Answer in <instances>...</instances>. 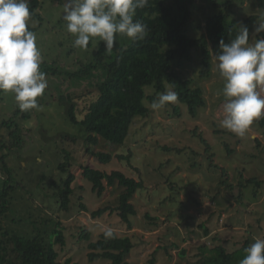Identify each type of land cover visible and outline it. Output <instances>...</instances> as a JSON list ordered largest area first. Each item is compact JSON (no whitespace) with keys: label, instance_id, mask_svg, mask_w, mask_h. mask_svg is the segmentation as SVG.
Returning a JSON list of instances; mask_svg holds the SVG:
<instances>
[{"label":"rangeland","instance_id":"374dc122","mask_svg":"<svg viewBox=\"0 0 264 264\" xmlns=\"http://www.w3.org/2000/svg\"><path fill=\"white\" fill-rule=\"evenodd\" d=\"M63 6L64 3L56 0H40L38 12L42 20L30 23L42 60L54 62L57 68L73 71L96 59L108 60L117 48L129 41L127 36L117 34L111 54L105 53V44L98 42V38L90 40L87 50L74 47L76 37L67 31L62 18ZM213 9L208 0H195L184 29L186 35L198 37L204 33L205 18ZM263 13L258 0H235L230 8V17L238 22L249 15ZM262 19L252 23L250 39ZM192 56L191 61L174 60L173 68L184 79L191 80L192 87L203 90L205 107L192 117L178 101L153 110L152 103L144 99L148 116L133 123L123 145H111L100 137L95 146L89 145L84 141L86 133L65 116L59 94H68L77 106L78 116L82 117L97 96L96 87L91 86L93 81L70 80L65 76L46 78L48 87L38 98L39 110H33L30 119L17 121L22 147L0 150V156L5 154L6 164L14 170L15 179L24 185L10 192L9 209L0 214L1 228L21 234L39 231L48 238L59 222L65 237L63 246L55 245L61 264L67 259L70 264H110L103 258L88 261L86 242L77 239L82 226L91 231L92 240L98 239L108 227L120 237H129L133 244L125 256L129 264H150L151 259L154 264H193L202 245L209 248L221 245L231 251L242 247L246 240L251 245L254 238L264 239V127L253 124L244 137L220 127L224 118V81L216 68V56L212 57L210 76L204 78L200 76L204 69L200 51L192 49ZM101 71V68L95 71V79ZM144 91L156 99L160 94L152 86H145ZM257 91L264 98V86ZM15 106L14 95L0 91V122L10 117ZM7 133L0 124V141H8ZM70 135L77 138L66 137ZM63 137L62 144L71 154L70 169L74 174L68 212L59 209L54 194L56 186L65 178V173L57 167L62 160L58 142ZM164 146L171 150H163ZM88 148L114 156L130 151V158L126 162L114 157L108 164H102L87 152ZM81 165L106 172L121 170L142 182V187L130 199L136 210V215L130 217L131 228L116 212L91 217V211L98 208L115 207L123 189L118 184L106 186L105 192L97 196L81 175ZM6 177L0 171V183ZM252 178L260 182L259 187L246 182ZM80 203L87 210L81 209Z\"/></svg>","mask_w":264,"mask_h":264},{"label":"trees","instance_id":"16d2710c","mask_svg":"<svg viewBox=\"0 0 264 264\" xmlns=\"http://www.w3.org/2000/svg\"><path fill=\"white\" fill-rule=\"evenodd\" d=\"M59 4L65 0H56ZM214 8L205 18L204 33L198 37H189L184 29L190 20L191 7L195 0H149L144 9H137L134 21L139 20L147 28V34L143 40L133 41L129 39L124 46L117 48L116 52L108 60L96 59L94 62L82 64L76 70L68 71L57 68L54 62L42 60L40 70L46 73V78L68 77L70 80H85L96 87V98L90 102L82 117L77 114V106L68 94H59V102L65 108L67 120L79 127L86 133L84 141L95 146L98 138H103L111 145H123L128 138L133 123L139 118L148 116V108L144 105V99L151 103L156 99L147 96L145 86H152L155 93H165L168 89L175 91L178 102L187 107L188 113L195 117L200 108L205 107L203 90L200 87H192V81L184 79L178 71L173 68V61L193 59L192 49H198L201 54V62L204 69L201 71L202 78L209 77L212 68V57L220 51L219 42L225 43L236 37L239 25L248 27L249 38L252 23L261 16L249 15L241 22L230 17V8L235 0H208ZM31 20H42L38 12L40 0H29ZM258 5L264 10V0H258ZM30 30L34 29L30 27ZM264 37V33L258 35ZM101 68V74L96 78L95 71ZM90 77V78H89ZM158 96V95H157ZM33 110L21 112L17 106L14 107L10 117L3 119L0 124L8 131V141H0V150H11L22 147L21 128L17 121H25L32 117ZM176 112L178 110L176 109ZM254 125L264 127V116L254 121ZM65 137V136H64ZM61 142H58V154L62 160L58 163V170L65 173V178L56 186L55 198L60 210H70L71 195L73 193L72 183L74 174L71 171V154ZM71 140L77 138L75 135L66 136ZM65 137V138H66ZM206 144V142L202 139ZM163 150L170 151L167 146ZM87 152L102 163L108 164L112 158L120 161H129L128 154H116L115 156L103 151H93L88 148ZM2 162L1 172L7 174L6 179L1 180L0 187V214H5L9 209L10 192L17 187L24 188L23 182L15 179L14 170L5 162V154L0 156ZM81 175L91 184V189L97 196H101L106 186L118 184L123 191L118 196L115 207L105 206L91 211V217H101L105 212H116L120 219L131 228L130 217L136 215V210L130 199L135 192L142 187V182L127 176L121 170L106 172L97 167L89 165L80 166ZM254 183L257 187L260 182L255 178L246 181ZM83 210L87 207L80 203ZM146 217L149 218L148 215ZM55 226V225H54ZM57 228L52 229L45 238L39 231L33 234H21L9 232L0 226V264H61L58 260V251L55 245L63 246L65 237L61 224L56 222ZM104 231L98 239H91V231L80 227L77 239L86 242L88 250V261L93 262L97 258H103L110 264H129L125 256L130 252L133 244L129 237H120L114 232V238L105 239ZM205 234L208 230L205 229ZM251 246L245 241L242 247L228 251L224 246L218 245L213 248L207 245L200 246L198 259L193 264H239L246 253L245 249ZM205 251H208L206 254ZM184 254V250L181 252ZM150 264H154L151 259ZM70 264V259L65 261ZM77 264V263H73Z\"/></svg>","mask_w":264,"mask_h":264},{"label":"clouds","instance_id":"9594fccd","mask_svg":"<svg viewBox=\"0 0 264 264\" xmlns=\"http://www.w3.org/2000/svg\"><path fill=\"white\" fill-rule=\"evenodd\" d=\"M149 0H66L62 18L67 31L75 36L74 47L87 50L90 40L98 38L105 44V53L111 54L116 35H125L133 41L143 40L146 25L135 20L137 9H144ZM29 0H0V91L11 92L21 112L39 110L48 81L40 70L42 55L37 36L30 30ZM252 39L248 27L240 24L238 34L230 42H219L216 68L224 81V118L220 127L238 137H244L254 121L264 116V98L257 88L264 86V19L257 22ZM178 101L175 91L158 95L151 104L153 110ZM105 239L114 238V231L104 230ZM244 251L239 264H264V239Z\"/></svg>","mask_w":264,"mask_h":264}]
</instances>
